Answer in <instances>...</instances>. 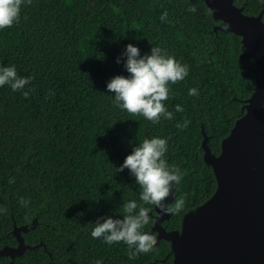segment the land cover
Returning <instances> with one entry per match:
<instances>
[{"label":"trees","instance_id":"16d2710c","mask_svg":"<svg viewBox=\"0 0 264 264\" xmlns=\"http://www.w3.org/2000/svg\"><path fill=\"white\" fill-rule=\"evenodd\" d=\"M233 3L246 16L264 7V0ZM223 28L202 0H23L18 21L0 31V66L15 65L19 76L30 77L26 98L0 87V249L16 246L14 225L29 229L34 220L21 236L29 247L41 245L0 264L172 263L167 242L129 258L123 242L93 239L91 222L122 217L128 200L142 203L134 177L114 167L153 136L167 140L166 161L182 172L165 207L181 198L184 206L161 223L166 231L179 230L182 216L213 195L202 132L217 156L243 115L257 72L252 60L239 59L240 38ZM129 43L142 55L158 47L188 65V76L168 86L164 104L172 119L153 124L118 108L106 91L107 80L127 75L120 54ZM191 87L198 96L187 95ZM144 207L150 208L142 229L148 232L154 206Z\"/></svg>","mask_w":264,"mask_h":264},{"label":"water","instance_id":"95a60500","mask_svg":"<svg viewBox=\"0 0 264 264\" xmlns=\"http://www.w3.org/2000/svg\"><path fill=\"white\" fill-rule=\"evenodd\" d=\"M202 1L213 19L225 25L222 32L240 38L239 59L252 60L257 69L254 88L217 156L202 132V159L216 183L213 195L182 216L179 230L166 231L161 223L169 213L154 206L153 224L146 233L154 235V247L161 240L169 244L171 264H264V7L257 16H246L234 0ZM173 186L162 201L164 207L174 198ZM34 227L35 220L29 229ZM29 229L14 225L16 246L1 248L0 258L12 263L41 245L24 244L21 234Z\"/></svg>","mask_w":264,"mask_h":264},{"label":"clouds","instance_id":"9594fccd","mask_svg":"<svg viewBox=\"0 0 264 264\" xmlns=\"http://www.w3.org/2000/svg\"><path fill=\"white\" fill-rule=\"evenodd\" d=\"M22 2L23 0H0V31L12 27L18 21ZM120 57H123V67L127 75H115L105 83V89L112 94L115 105L130 114H139L153 124L158 123L161 116L172 119L173 113L164 104L169 98L168 86L188 76V65L182 64L158 47H150L149 52L142 55L139 48L131 43L124 46ZM120 57L115 60L117 64L121 62ZM29 83L30 77L19 76L15 65L0 66V87L8 85L12 91H21L26 98L30 89L25 90V86ZM187 95L198 96L197 88H188ZM174 108L176 112L183 111L179 104ZM187 123L185 120L183 125L177 126H186ZM166 152L165 138H144L137 146L132 147L122 163L114 167L115 172L127 169L134 177L135 183L141 189L139 200L142 203L128 200L123 206L122 217H97L91 222L93 227L90 236L93 239L100 238L106 245L123 242L130 250L129 258L151 251L154 237L142 231L150 223V208L144 205L155 206L164 213L171 214L179 213L184 206L183 198L176 200L172 207H164L162 203L169 196L172 186L178 184L182 178L180 169L167 163ZM20 203L22 206L29 205V201L23 198ZM94 264L102 262L96 260Z\"/></svg>","mask_w":264,"mask_h":264},{"label":"flooded vegetation","instance_id":"af4514ba","mask_svg":"<svg viewBox=\"0 0 264 264\" xmlns=\"http://www.w3.org/2000/svg\"><path fill=\"white\" fill-rule=\"evenodd\" d=\"M154 236V235H153ZM9 259V258H8ZM10 260V259H9Z\"/></svg>","mask_w":264,"mask_h":264}]
</instances>
